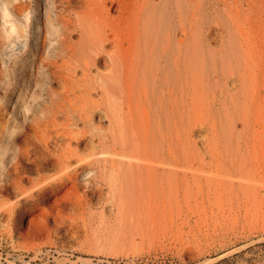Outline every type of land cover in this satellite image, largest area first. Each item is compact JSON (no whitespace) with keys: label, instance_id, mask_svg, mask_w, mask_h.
Returning <instances> with one entry per match:
<instances>
[{"label":"bare ground","instance_id":"1","mask_svg":"<svg viewBox=\"0 0 264 264\" xmlns=\"http://www.w3.org/2000/svg\"><path fill=\"white\" fill-rule=\"evenodd\" d=\"M23 1L11 10L27 11L36 41L20 143L0 146V161L16 162L0 167L16 196L7 211L55 218L43 206L53 201L57 227L71 229L94 206L175 223L188 212L214 221L256 198L264 0Z\"/></svg>","mask_w":264,"mask_h":264},{"label":"rangeland","instance_id":"2","mask_svg":"<svg viewBox=\"0 0 264 264\" xmlns=\"http://www.w3.org/2000/svg\"><path fill=\"white\" fill-rule=\"evenodd\" d=\"M15 2L9 0L3 4L7 8L5 17L0 9V146L14 143L18 147L17 131L23 109L19 88L21 79L29 81L27 75L32 72L30 56L36 32L28 33L30 16L24 14L27 11L20 15L11 10ZM30 5L33 10L36 2L30 0ZM216 46L217 43L211 42V47ZM13 69L18 80L10 78ZM25 85L28 92L30 87ZM259 114L260 129L264 131V112L260 110ZM260 149H264V135L259 141ZM5 161H0L1 169L5 164L16 163ZM259 161L264 164V152L259 154ZM44 171V174L55 172L54 169ZM2 179L1 173V183ZM23 185L29 183L23 181ZM1 186L0 264H264V180L259 181V193L254 200L214 221L198 220L188 212L175 223L169 219L143 223L129 217L102 215L99 207L94 206L93 212L87 213L86 222L71 229L57 227L60 218L54 212L53 201L43 206L53 210L55 218L43 217L41 211L31 209L26 213L15 208L8 213L4 206L16 196L14 190Z\"/></svg>","mask_w":264,"mask_h":264}]
</instances>
